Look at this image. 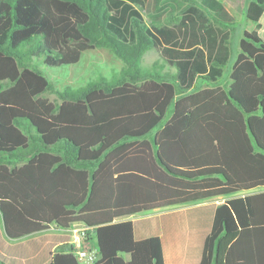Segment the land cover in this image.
I'll list each match as a JSON object with an SVG mask.
<instances>
[{"label":"trees","instance_id":"1","mask_svg":"<svg viewBox=\"0 0 264 264\" xmlns=\"http://www.w3.org/2000/svg\"><path fill=\"white\" fill-rule=\"evenodd\" d=\"M145 1L151 12L153 0H0V226L19 239L82 224L92 264H165L161 238L134 228L177 213L128 218L224 198L205 207L199 264H264V0L244 9L256 28L226 86L234 18L222 4L183 0L163 24ZM97 48L123 62L111 78L56 90L41 69ZM149 49L163 65L142 66ZM50 263L81 264L72 246Z\"/></svg>","mask_w":264,"mask_h":264},{"label":"rangeland","instance_id":"2","mask_svg":"<svg viewBox=\"0 0 264 264\" xmlns=\"http://www.w3.org/2000/svg\"><path fill=\"white\" fill-rule=\"evenodd\" d=\"M222 6L233 16L234 22L232 25H222L223 30L229 34V47L231 51L230 64L224 69L222 79L217 85L226 86L229 83V74L231 64L235 56L239 53V40L243 35V31L251 29L253 22L248 21L244 15V9L251 0H217ZM186 3L183 0H153L152 11L147 9V1L142 6H138L139 10L143 14L144 18L148 21L158 18L160 23L163 24H175L183 16L186 9ZM153 63H159L163 65V60L160 55L153 49L146 51L142 58V66L149 68ZM123 68V62L118 59L113 52L105 48H97L84 51L78 63L69 66H62L60 68H47L41 65V69L47 78L52 82L54 89L62 90L65 87H71L77 89L87 82L97 81L100 76L111 78ZM168 69L165 66L164 71ZM211 85L206 82H198L194 90L210 87ZM193 90V91H194ZM48 101L59 104L60 100L53 92H49L43 95ZM224 202V198H217L207 200L199 205V207H188L183 205L174 209H163L156 212L157 215L164 214L166 212H176L175 217L186 220L196 212L201 211L199 208L213 207L220 205ZM189 206V205H188ZM153 213H142L137 216L130 217V220H139L147 218ZM83 227L76 226L78 230L77 234L82 236L84 230ZM65 236L68 241L72 240V231H66ZM68 246V245H67ZM93 247V242H82L83 249H90Z\"/></svg>","mask_w":264,"mask_h":264},{"label":"crops","instance_id":"3","mask_svg":"<svg viewBox=\"0 0 264 264\" xmlns=\"http://www.w3.org/2000/svg\"><path fill=\"white\" fill-rule=\"evenodd\" d=\"M259 25L257 31L264 41V12L259 20ZM255 28L256 24L253 23L251 29L247 31H253ZM199 205L201 204L187 205V208L194 206L197 208ZM199 209L201 211L186 220L174 217L163 223L152 222L149 226L136 225L134 228L135 237L143 239L150 235L159 236L162 240L165 264H199L203 239L208 232L210 214L209 210H205V208ZM157 211L152 212L153 216L150 217L161 215H157ZM80 225L84 230L85 226L82 224L72 225L65 230L49 226L40 233L19 239H10L2 224L0 226V264H51V257L56 251L68 252L72 246L76 252L82 248V238L77 234L78 230H75V227ZM70 230L75 232L71 234L72 240L68 241L65 232Z\"/></svg>","mask_w":264,"mask_h":264},{"label":"built area","instance_id":"4","mask_svg":"<svg viewBox=\"0 0 264 264\" xmlns=\"http://www.w3.org/2000/svg\"><path fill=\"white\" fill-rule=\"evenodd\" d=\"M70 231L75 232L73 230ZM75 254L77 256L78 261L82 264H92L97 259V255H98L94 247L90 249H83V248L78 249L76 250Z\"/></svg>","mask_w":264,"mask_h":264},{"label":"water","instance_id":"5","mask_svg":"<svg viewBox=\"0 0 264 264\" xmlns=\"http://www.w3.org/2000/svg\"><path fill=\"white\" fill-rule=\"evenodd\" d=\"M3 227H4V223H3ZM4 230H5V228H4Z\"/></svg>","mask_w":264,"mask_h":264}]
</instances>
